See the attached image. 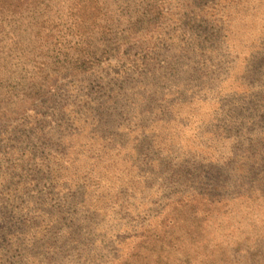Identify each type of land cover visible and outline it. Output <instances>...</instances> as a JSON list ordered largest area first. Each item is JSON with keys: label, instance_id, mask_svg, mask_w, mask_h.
<instances>
[{"label": "rangeland", "instance_id": "374dc122", "mask_svg": "<svg viewBox=\"0 0 264 264\" xmlns=\"http://www.w3.org/2000/svg\"><path fill=\"white\" fill-rule=\"evenodd\" d=\"M49 9L54 22L38 36L29 13L8 26L7 38L21 36L17 58H6L20 81L0 85V264H103L104 234L156 208L131 170L136 137L121 152L114 137L128 130L99 129L98 105L119 104L116 123L153 122L163 152L221 165L259 115L264 131V0H103L70 11L53 0ZM261 191V208L244 204L227 220L240 264L264 253Z\"/></svg>", "mask_w": 264, "mask_h": 264}, {"label": "trees", "instance_id": "16d2710c", "mask_svg": "<svg viewBox=\"0 0 264 264\" xmlns=\"http://www.w3.org/2000/svg\"><path fill=\"white\" fill-rule=\"evenodd\" d=\"M52 1L0 0V85L20 81L17 74L20 67L9 69L14 76L7 71L6 58L11 55L17 58L21 50L18 48L21 36L15 34L12 39L7 38L10 34L8 26H16L29 13L34 20L29 30L38 36L45 23L54 22L49 9ZM60 1L68 11L92 4L98 7L103 3V0ZM41 3L45 5L42 7ZM13 39H17L16 42ZM64 64V68L70 67L69 62ZM140 90L128 88L132 96H143L144 91ZM108 104L98 105L104 114L96 121L101 124L97 127L107 131L109 122L112 131L128 130L114 137L121 143V152H126L125 143L136 137L129 150L134 158L131 170L135 171L134 178L137 176L148 191L154 190L149 206L156 209L147 211L148 221L120 223L109 234H104L103 239L107 247L112 248V253L105 257L103 264H240L233 255L240 253L241 242L232 235L227 220L236 207L244 204L261 208V199L257 196L264 183L261 115L253 124L252 133H249L251 138L246 139L243 149L232 151L229 159L218 165L204 158L205 153H188L180 157L172 151H161L160 143L152 137L153 122L135 126L116 123L115 119L124 114L122 107L117 104L110 108ZM228 138L225 140L230 144ZM116 205L119 207L116 214L120 217L125 206ZM257 253L259 257L253 264H261V257H264L262 251Z\"/></svg>", "mask_w": 264, "mask_h": 264}]
</instances>
